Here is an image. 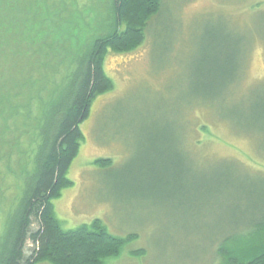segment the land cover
Instances as JSON below:
<instances>
[{
  "label": "rangeland",
  "instance_id": "374dc122",
  "mask_svg": "<svg viewBox=\"0 0 264 264\" xmlns=\"http://www.w3.org/2000/svg\"><path fill=\"white\" fill-rule=\"evenodd\" d=\"M109 2H88L94 23ZM162 12L141 46L107 53L113 89L80 125L73 185L54 200L65 228L100 218L117 236L136 235L105 264H217L208 243L231 228L232 183L247 177L234 161L264 172L254 115L264 104V0H165ZM229 38L250 44L239 51L235 91L213 96ZM98 158L113 162L100 168Z\"/></svg>",
  "mask_w": 264,
  "mask_h": 264
},
{
  "label": "trees",
  "instance_id": "16d2710c",
  "mask_svg": "<svg viewBox=\"0 0 264 264\" xmlns=\"http://www.w3.org/2000/svg\"><path fill=\"white\" fill-rule=\"evenodd\" d=\"M89 1L0 0V264H105L136 237L111 233L100 218L65 228L54 200L73 185L68 174L84 141L80 125L113 89L107 53L141 46L165 0H110L107 16L95 23ZM249 44L227 40L230 53L210 94L235 91L239 51ZM254 115L264 124V104ZM234 162L247 177L234 179L232 226L209 241L206 254L217 264H264V172Z\"/></svg>",
  "mask_w": 264,
  "mask_h": 264
}]
</instances>
